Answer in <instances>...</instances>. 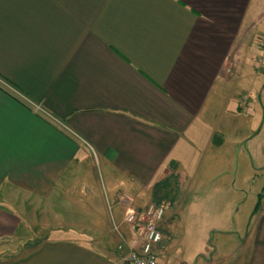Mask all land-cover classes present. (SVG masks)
<instances>
[{
  "label": "crops",
  "instance_id": "crops-1",
  "mask_svg": "<svg viewBox=\"0 0 264 264\" xmlns=\"http://www.w3.org/2000/svg\"><path fill=\"white\" fill-rule=\"evenodd\" d=\"M262 21L264 0H0V192H66V206L91 213L87 232L8 257L21 220L0 199V264H114L107 204L120 221L123 195L143 208L158 183L183 181V154L211 146ZM258 195L232 264H264Z\"/></svg>",
  "mask_w": 264,
  "mask_h": 264
},
{
  "label": "rangeland",
  "instance_id": "rangeland-1",
  "mask_svg": "<svg viewBox=\"0 0 264 264\" xmlns=\"http://www.w3.org/2000/svg\"><path fill=\"white\" fill-rule=\"evenodd\" d=\"M259 32L252 35L254 41L245 54L241 74L233 76L228 85L226 109L217 104L211 146L201 144V151L193 157L185 152L178 168L183 181L168 177L153 189L160 193L167 186L159 196H147L144 207L156 203L165 208L159 224L164 247L157 250L159 244L155 249L157 264H232L240 255L258 194L264 190V27ZM95 174V183L102 190L104 175L97 169ZM65 196L66 192H60L36 201L26 193L0 192V199L21 220L6 256H16L73 226L88 231L89 209L66 206ZM89 233L97 246L98 233Z\"/></svg>",
  "mask_w": 264,
  "mask_h": 264
},
{
  "label": "built area",
  "instance_id": "built-area-1",
  "mask_svg": "<svg viewBox=\"0 0 264 264\" xmlns=\"http://www.w3.org/2000/svg\"><path fill=\"white\" fill-rule=\"evenodd\" d=\"M124 212L117 221L111 205L107 204L111 231L117 238V258L114 264H157L155 249L160 244L162 232L159 228L165 208L149 203L139 211H133L124 195L121 197ZM122 228L130 231L127 237Z\"/></svg>",
  "mask_w": 264,
  "mask_h": 264
}]
</instances>
